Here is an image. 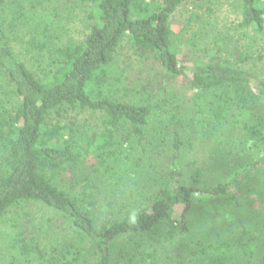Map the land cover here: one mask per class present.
I'll return each mask as SVG.
<instances>
[{
    "label": "trees",
    "instance_id": "1",
    "mask_svg": "<svg viewBox=\"0 0 264 264\" xmlns=\"http://www.w3.org/2000/svg\"><path fill=\"white\" fill-rule=\"evenodd\" d=\"M31 1L0 0V220L69 240L13 222L4 264H264V0Z\"/></svg>",
    "mask_w": 264,
    "mask_h": 264
},
{
    "label": "rangeland",
    "instance_id": "2",
    "mask_svg": "<svg viewBox=\"0 0 264 264\" xmlns=\"http://www.w3.org/2000/svg\"><path fill=\"white\" fill-rule=\"evenodd\" d=\"M23 1L25 2L24 6L22 4ZM18 2L20 3V7H18L19 12H21L22 14L23 12H25V15L22 17V26L26 25V23L30 24L39 22V19L42 16L43 8H40L39 11L34 13L33 6L30 5L33 4V1L18 0ZM232 3L233 0H225L224 3L222 0L220 3L219 12L217 14L223 23L227 22L228 19H231L233 17L235 7L232 5ZM19 12L16 15H9L12 12L8 11L7 16L9 17V20L14 21L17 17L21 16ZM59 14H62V10L59 11L57 15ZM66 14L65 19L63 20L64 25L68 29V34H71V36L76 37L81 27H83V20L82 18L80 20L79 18L75 17L74 21L73 18L68 21ZM255 205L259 206L260 204L256 203ZM23 211L25 213H28L24 217H22ZM27 218H29L32 225L36 229L43 230L45 232L44 235L46 237V240L55 241L59 239V241H61L62 243H64V241L69 240V234L65 231L66 222L62 224L64 226L62 227L60 225L61 223H59V220H61V222L63 221L61 215L51 210L47 206H44L41 203H34V205L25 207V209L13 208L3 219L0 220V264H4L7 261L14 260L15 254H17V252L9 247L13 231L12 225L13 222L16 221H19L21 224H26L28 222ZM41 227L43 229H41Z\"/></svg>",
    "mask_w": 264,
    "mask_h": 264
}]
</instances>
